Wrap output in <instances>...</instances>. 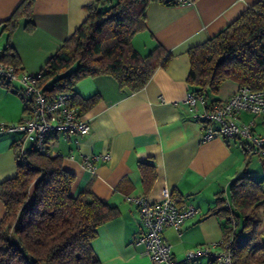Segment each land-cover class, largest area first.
<instances>
[{"label": "crops", "instance_id": "crops-1", "mask_svg": "<svg viewBox=\"0 0 264 264\" xmlns=\"http://www.w3.org/2000/svg\"><path fill=\"white\" fill-rule=\"evenodd\" d=\"M22 0H0V51L7 33L2 22ZM96 0H34L32 27L26 16L10 35L22 72L37 74L45 61L87 17L86 6ZM259 0H187L167 5L153 1L146 7L145 27L136 32L131 44L140 56L157 46L171 58L158 66L137 91L121 88L109 74L80 79L73 92L87 98L98 94L99 101L83 117L90 124L87 134L59 133L51 155L62 157L65 169L75 174L71 193L88 186L100 199L116 206L119 215L100 225L91 246L100 264H151L144 246L136 242L141 232L137 205L127 196L159 200L167 190L179 204H192L196 213L176 230L166 227L165 241L177 259L187 249L220 242L226 219L214 210L230 204L229 185L247 174L264 180V158L250 154L245 140L215 137L201 140L200 124L191 116L184 97L190 69L188 50L216 35L246 8ZM165 55V56H164ZM18 84L0 85V123H16L26 116L28 104ZM239 88L225 80L210 99L222 101ZM241 122H253L254 133L264 136V114H239ZM18 132L0 133V182L16 174L13 142ZM88 156L93 169L83 159ZM140 163L153 166L154 180L144 190ZM218 199H221L219 201ZM0 200V219L4 214ZM264 242V237H262ZM201 261L208 262L202 256Z\"/></svg>", "mask_w": 264, "mask_h": 264}, {"label": "trees", "instance_id": "trees-1", "mask_svg": "<svg viewBox=\"0 0 264 264\" xmlns=\"http://www.w3.org/2000/svg\"><path fill=\"white\" fill-rule=\"evenodd\" d=\"M33 1L22 0L2 22L7 39L0 59L18 69L10 35L21 16L27 17L26 28L31 29ZM153 1L178 3L96 0L88 4L85 20L45 61L38 87L48 97L72 92L70 103L79 113L100 99L98 94L83 98L73 92L84 77L109 74L121 88L131 92L142 88L154 70L171 58L166 55L162 59L160 46L142 57L131 44L133 35L145 27L146 7ZM188 56L189 90L210 102L218 101L210 95L217 94L228 79L239 87L264 88V0L246 8L216 35L191 47ZM16 162V174L0 182L5 209L0 219V264H100L91 243L98 227L119 215L117 207L100 199L88 186L73 195L75 174L64 168L58 155H44L30 148L21 159L16 157ZM139 168L147 193L154 169L148 163H140ZM229 192V206L219 202L214 211L226 219L223 239L233 232V264H264V180L238 176L231 181ZM171 198L181 207L173 193Z\"/></svg>", "mask_w": 264, "mask_h": 264}, {"label": "built area", "instance_id": "built-area-1", "mask_svg": "<svg viewBox=\"0 0 264 264\" xmlns=\"http://www.w3.org/2000/svg\"><path fill=\"white\" fill-rule=\"evenodd\" d=\"M39 77V73L22 72L0 59V85L17 83L18 92L28 104L26 116L22 120L0 123V133L21 134L13 142L18 159L30 148L40 154L51 155V148L59 133L87 134L90 131L88 120L79 113L77 106L70 103L73 93L60 92L48 97L37 85ZM184 102L191 116L200 124L202 141L218 136L245 140L250 154L264 158V136L254 133L253 122L239 120V114L243 111L253 115L264 114V88L252 90L242 86L225 100L217 102H210L203 95L188 90ZM83 164L88 170L94 167L88 156L84 157ZM126 199L137 205L141 232L136 242L144 246V253L151 264H233L232 231L220 242L197 245L187 249L183 258L174 257L171 244L163 237V231L166 227L179 230L196 213L192 204L178 207L167 190L163 191L159 200L145 196H127ZM230 226H234L232 219ZM202 256L207 257L208 262L201 261Z\"/></svg>", "mask_w": 264, "mask_h": 264}, {"label": "rangeland", "instance_id": "rangeland-1", "mask_svg": "<svg viewBox=\"0 0 264 264\" xmlns=\"http://www.w3.org/2000/svg\"><path fill=\"white\" fill-rule=\"evenodd\" d=\"M2 40H0V46H1Z\"/></svg>", "mask_w": 264, "mask_h": 264}]
</instances>
